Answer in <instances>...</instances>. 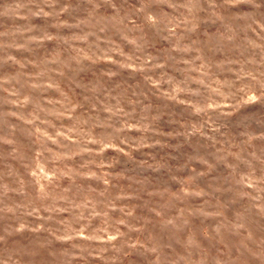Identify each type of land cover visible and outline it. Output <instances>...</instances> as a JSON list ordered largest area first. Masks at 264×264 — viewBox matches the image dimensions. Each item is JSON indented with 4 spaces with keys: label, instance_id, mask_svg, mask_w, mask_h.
Returning <instances> with one entry per match:
<instances>
[{
    "label": "rangeland",
    "instance_id": "374dc122",
    "mask_svg": "<svg viewBox=\"0 0 264 264\" xmlns=\"http://www.w3.org/2000/svg\"><path fill=\"white\" fill-rule=\"evenodd\" d=\"M0 264H264V0H0Z\"/></svg>",
    "mask_w": 264,
    "mask_h": 264
}]
</instances>
